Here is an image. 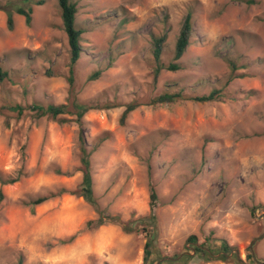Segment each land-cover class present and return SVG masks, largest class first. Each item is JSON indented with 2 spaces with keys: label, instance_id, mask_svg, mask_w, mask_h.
I'll return each instance as SVG.
<instances>
[{
  "label": "rangeland",
  "instance_id": "rangeland-1",
  "mask_svg": "<svg viewBox=\"0 0 264 264\" xmlns=\"http://www.w3.org/2000/svg\"><path fill=\"white\" fill-rule=\"evenodd\" d=\"M71 2L84 32L72 85L58 0H0L13 15L10 29L0 9V66L9 74L0 83V174H22L2 187L0 264H144L149 232L162 256L193 254L187 239L195 235L213 249L226 240L244 264H254L247 248L256 240L253 254L264 264V0ZM18 8L32 10L30 26ZM188 12L193 30L180 69L156 78L154 39L166 35L161 64L169 65ZM212 91L213 102L155 103L165 93ZM74 102L96 106L82 125ZM34 104L66 113L53 120L30 110ZM131 104L138 107L123 120ZM84 148L99 209L137 222L151 215L154 188L155 231L143 223L132 233L117 224L89 228L98 211L68 193L23 205L78 190Z\"/></svg>",
  "mask_w": 264,
  "mask_h": 264
},
{
  "label": "trees",
  "instance_id": "trees-1",
  "mask_svg": "<svg viewBox=\"0 0 264 264\" xmlns=\"http://www.w3.org/2000/svg\"><path fill=\"white\" fill-rule=\"evenodd\" d=\"M27 2V0H25ZM244 1V0H243ZM60 9H61V17L62 22L64 26V31L67 34L68 38V44L70 48V54H71V70H70V77H69V83L70 85L74 82V74H73V67L78 63V61L81 58L82 55V45H81V36L84 33L82 30L77 29L75 25L76 21V15L78 12L77 5L71 0H58ZM249 3V1H248ZM37 5H42L43 1H39L36 3ZM0 9L5 10L4 7H0ZM6 11V10H5ZM7 12V21L8 26L10 29L13 27V15L12 13ZM17 13L25 17L26 25L30 26L32 23V10L28 9L25 10L23 8H18ZM192 13L188 12L186 15V18L184 20L182 30L180 32V35L177 39L176 46H175V56L174 61L170 63L169 65L165 66L161 64V55L163 51V45L166 41V35H163L160 38L154 39V50H153V56L154 59L157 62V67L155 70V77L157 78L162 70L167 71H178L180 69L179 64H177L178 61L182 59V57L185 55L187 48L190 44V37L193 30V23H192ZM9 77L8 72L4 71L3 68L0 66V83H3L7 78ZM101 77V72L97 71L93 73L89 77V81H96ZM219 92L218 91H212L209 95L205 96H195L193 98H186L181 93H165L158 97L155 100V103H174L179 100H185L190 99L195 102L205 103V102H213L217 100ZM71 107H73V111L77 115L76 122L82 125V118L83 116L90 110L96 109V106H88L86 104L74 102ZM137 105H128L126 107V110L123 113L122 119H126V117L137 109ZM9 110L18 113V115H22L24 112V108L21 106H9ZM30 110H33L37 112L39 116H49L53 120L59 119L61 115H64L66 113V107L65 106H55V105H48L47 107L34 104L30 107ZM65 119H60L59 122H64ZM82 165H83V181L80 186V188L73 192H68L65 189H61L56 194H51L50 196H42L37 198L34 201L31 202H23L24 206H30V207H36L40 206L47 201H49L52 198H56L58 196H61L65 193H68L70 195H76L78 197L84 198L86 202L91 204L96 210L98 211V218L94 221L88 222L89 228H99L102 226H105L106 224H117L121 226L122 230L125 233H132L136 230L135 225L138 223L148 224V227L153 228V230L156 228L157 225V218L154 213V209L156 208V202L158 199L157 193L154 188L151 189V208L152 212L149 217L142 218L138 220L137 222L132 223H126L122 222L119 217L117 216H111L105 214L104 211H101L98 207V202L95 198L94 190H93V179L91 174V163H90V153L87 151V149L82 150ZM58 174H63L61 171H58ZM22 177V174L19 173L17 177L11 178V177H5L2 174H0V209L1 204L5 199L4 192L2 190V187L7 185H13L20 181ZM135 223V225H134ZM148 227H145L144 229H147ZM155 231V230H154ZM213 238V234H211L207 239L206 242H210ZM73 240V238H72ZM155 236L151 232L148 234V241L144 248V264H155L158 262L159 264H192L193 261L199 260L201 262H210V261H224V262H235L236 264H244L243 260L240 257L239 251L237 247L231 246L226 240H221L219 249H213L210 244H203L198 245V238L195 235H191L187 239V243L189 245V248L192 250H195V254L191 255L189 252H185L182 254L175 255L171 258L162 256L161 252L157 250L154 246ZM248 259L252 260L254 264H262L253 254V245L247 248ZM218 256V257H217ZM21 264V260H20Z\"/></svg>",
  "mask_w": 264,
  "mask_h": 264
},
{
  "label": "water",
  "instance_id": "water-1",
  "mask_svg": "<svg viewBox=\"0 0 264 264\" xmlns=\"http://www.w3.org/2000/svg\"><path fill=\"white\" fill-rule=\"evenodd\" d=\"M255 242H256V240L253 241L252 245H253ZM192 251H193V254H191V255H194V254H195V250L192 249ZM217 257H218V256H217Z\"/></svg>",
  "mask_w": 264,
  "mask_h": 264
}]
</instances>
